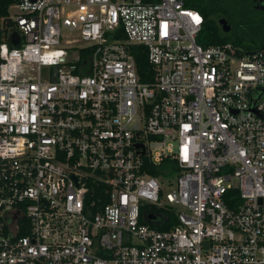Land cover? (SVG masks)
<instances>
[{"label": "built area", "instance_id": "obj_1", "mask_svg": "<svg viewBox=\"0 0 264 264\" xmlns=\"http://www.w3.org/2000/svg\"><path fill=\"white\" fill-rule=\"evenodd\" d=\"M5 17L0 264H264V44L203 46L184 0Z\"/></svg>", "mask_w": 264, "mask_h": 264}, {"label": "trees", "instance_id": "obj_2", "mask_svg": "<svg viewBox=\"0 0 264 264\" xmlns=\"http://www.w3.org/2000/svg\"><path fill=\"white\" fill-rule=\"evenodd\" d=\"M15 1L0 0V17L8 15L9 7ZM184 3L187 7L199 10L204 16V22L197 38L198 42L203 46L231 44L238 49L239 53L253 51L262 47L264 42V10L256 6L252 0H184ZM228 6L239 8L240 12L248 18V21H253L255 35L251 38V44L244 45L242 38L228 35L220 26L218 20L220 16L227 18L230 25L231 23L233 24L237 17L235 12L227 9ZM231 27L232 25L230 29ZM131 52L136 59L141 80L144 82L152 81L154 79V68L148 60L147 47L142 44H135L131 46ZM169 168L175 169L176 161L167 158L162 162L160 169L152 168L150 172L160 174L161 169H165L163 172L168 173L167 169ZM234 194H237L236 190ZM168 226V224H164L163 227L167 228ZM24 233H26L25 230L22 231V234Z\"/></svg>", "mask_w": 264, "mask_h": 264}, {"label": "rangeland", "instance_id": "obj_3", "mask_svg": "<svg viewBox=\"0 0 264 264\" xmlns=\"http://www.w3.org/2000/svg\"><path fill=\"white\" fill-rule=\"evenodd\" d=\"M227 9L231 12H235L237 15L235 21H232L233 24L231 23V29L226 31L227 34L233 37L242 38L244 45L251 44V38L255 35L253 30V21H248V18L240 12L239 8L228 6ZM6 18L7 17H0V40L5 38L11 30V27H8L7 29L4 28V21ZM221 18L222 16L218 18L219 22ZM173 178H175V175H173Z\"/></svg>", "mask_w": 264, "mask_h": 264}, {"label": "water", "instance_id": "obj_4", "mask_svg": "<svg viewBox=\"0 0 264 264\" xmlns=\"http://www.w3.org/2000/svg\"><path fill=\"white\" fill-rule=\"evenodd\" d=\"M220 25L225 31L229 30L230 26H231L229 20L227 18H225V17L224 18L222 17L220 19ZM15 35H17L16 31L12 34L11 43H10L12 46H15V45L19 44V40H17L15 38ZM263 44H264V42H263ZM252 52H254V51L250 50V51H247L246 53L247 54H251ZM142 153H145V151L143 150ZM206 244H207V242H206Z\"/></svg>", "mask_w": 264, "mask_h": 264}, {"label": "flooded vegetation", "instance_id": "obj_5", "mask_svg": "<svg viewBox=\"0 0 264 264\" xmlns=\"http://www.w3.org/2000/svg\"><path fill=\"white\" fill-rule=\"evenodd\" d=\"M256 6L264 10V0H252Z\"/></svg>", "mask_w": 264, "mask_h": 264}]
</instances>
